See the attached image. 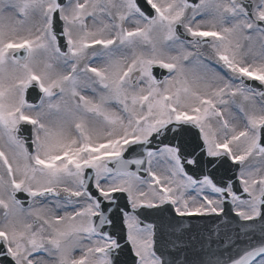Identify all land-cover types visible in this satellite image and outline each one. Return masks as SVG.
Listing matches in <instances>:
<instances>
[{"label":"snow or ice","instance_id":"6c2138e0","mask_svg":"<svg viewBox=\"0 0 264 264\" xmlns=\"http://www.w3.org/2000/svg\"><path fill=\"white\" fill-rule=\"evenodd\" d=\"M0 264H264V0H0Z\"/></svg>","mask_w":264,"mask_h":264}]
</instances>
